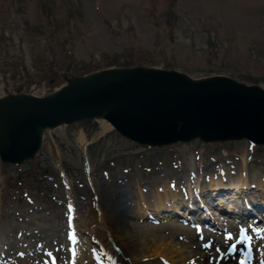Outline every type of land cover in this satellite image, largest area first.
<instances>
[{"label":"rangeland","instance_id":"obj_1","mask_svg":"<svg viewBox=\"0 0 264 264\" xmlns=\"http://www.w3.org/2000/svg\"><path fill=\"white\" fill-rule=\"evenodd\" d=\"M43 2L51 3L53 12L65 14L70 4V0H0V99L17 94L42 98L64 84L67 69L80 65L102 69L110 58L135 63L145 59L143 65L161 69L170 63L195 80L222 73L248 82L256 80L264 87V0H73L79 13L71 32L64 28V34L52 41L37 36L26 22L37 23ZM170 9L175 14L174 43L169 41L168 31H159L155 25L159 21L170 26L173 18L166 16ZM4 35L11 41L2 39ZM70 50L75 63L68 57ZM53 56L63 73L60 80H51ZM100 133L99 128L95 137ZM81 134L86 143L90 141L82 125L62 126L46 133L35 158L11 167H3L0 161V248L24 264H35L32 258L43 259L47 251L60 248V259H64L70 202L76 204L85 250L94 247L96 241L99 247L111 250L110 235L101 228L100 207L116 212L119 206L114 198L120 196L136 224L139 217L130 212L134 183L141 179L147 186L167 175L176 179L179 173L174 164L177 167L181 163L180 169L193 164L205 175L216 170L224 180L218 164L227 165L230 173L226 175L230 177L245 153L249 182L255 187L258 179H264V151L255 157V148L247 141L215 145L194 142L150 150L109 130L97 147L85 153L79 143ZM21 174L30 176L33 183L29 189L9 185ZM182 177L186 181V175ZM36 185L41 188L36 189ZM107 220L112 223L114 217ZM164 225L142 232L141 238H154L156 241L150 243L164 248L178 246L182 252L173 253L177 264H237V260H220L228 246L223 235H198L190 228L184 231ZM233 230L236 225L231 223L229 235ZM155 234L159 238L153 237ZM168 239L176 243L164 245ZM29 250L35 254L26 255ZM141 251L126 254L134 255L131 257L137 259L136 264H165L158 257L142 258L153 255L152 248L142 246ZM20 252L24 258L18 256ZM119 258L122 264H131L128 256L119 253ZM256 259L264 261V250Z\"/></svg>","mask_w":264,"mask_h":264},{"label":"water","instance_id":"obj_2","mask_svg":"<svg viewBox=\"0 0 264 264\" xmlns=\"http://www.w3.org/2000/svg\"><path fill=\"white\" fill-rule=\"evenodd\" d=\"M88 117L110 120L124 135L151 145L250 138L264 143V92L225 79L194 83L143 69L106 72L44 100L0 102V153L21 162L39 148L46 127Z\"/></svg>","mask_w":264,"mask_h":264},{"label":"bare ground","instance_id":"obj_3","mask_svg":"<svg viewBox=\"0 0 264 264\" xmlns=\"http://www.w3.org/2000/svg\"><path fill=\"white\" fill-rule=\"evenodd\" d=\"M100 126H101L102 133H106L111 128V126L107 124L106 122H101ZM79 143L81 144V147L83 149L86 143V139L83 134L80 135ZM242 165L243 166L239 170L237 177L231 181V183L234 184L231 190L234 191L235 193H242L243 195H245L246 198L250 197L249 203L253 202L254 204H259V205L262 204V206H264V183L261 181H258L256 184H257V187L261 189L260 193H258L259 195L257 196L252 195L250 188H249L250 182L247 176L248 167L245 161V156H243ZM189 174L194 175L192 179L195 181L198 187L199 183L203 181L202 174H200V172L198 173L196 170L195 171L190 170ZM190 180L191 178L188 177L189 182ZM209 181H210L209 190L210 192H212L213 198L216 199V200L213 199L216 201V203H213V202L212 203L217 206L218 205L222 206L223 203L227 201V199L225 200L222 198L218 199L216 198L215 194L216 192L220 193L222 192L221 190L224 191V189H227V188L224 186V184L219 179L215 178L214 175L211 176ZM171 183L172 182L169 180H163L158 183L154 181L149 186L148 185L143 186V184L140 183V181H138L136 183V189L134 190V193L131 194L132 205L130 207V212L131 213L134 212L136 216H139V218L143 220V219H146V215H147L146 213L149 210H152L157 213L160 210H162L161 212L163 211L175 212L176 210H179V207L182 205L181 197L179 194L172 191L170 187ZM237 187L238 188L240 187L238 192L235 190ZM203 192L204 193L207 192L205 190V187L203 189ZM147 194L151 195L152 201H149V199L147 198ZM205 199L207 200L208 198H205ZM237 200H235L236 203L240 204L241 200H238V202ZM114 203H116L119 206L116 212H110L107 208L106 210H103V209L100 210L101 211V221H102L101 228L104 231L109 233L111 244H117L121 248V252L125 255L126 253H128V251L135 253L137 249L139 250L140 253H142L143 252L141 251L142 246L150 247L152 248L153 255L142 256L143 259L154 257V260H156V258L158 257V258L167 259L168 262H172L173 264H176L175 259L169 254L167 248H164L161 245H152L150 243V242L154 243V241H152L154 238L148 241H146L145 238H141L142 232L146 233L150 231L151 229L150 225H147V224L141 225L139 223L134 224L133 222H131L130 215L128 214L129 208H127V205L123 203V199L120 196H116L114 198ZM170 203H172V205H170ZM195 208L196 206L192 205V208L190 209V211H192ZM228 211L230 210L228 209ZM213 215L216 217L217 215H220V214L213 213ZM112 216L114 217V222L110 223V220H109V223H108L107 217H112ZM163 217H166V216H163ZM161 221L164 222V220L162 219ZM165 221L169 223L168 226L173 225L175 228H177L178 226H181L180 224L175 222L176 220L174 221L172 219L171 220L167 219ZM153 237L159 238L158 236H156V234L153 235ZM154 240L156 241V239ZM174 251H176V249ZM130 256H134V255L130 254ZM131 262L134 264L135 262H137V259L132 258Z\"/></svg>","mask_w":264,"mask_h":264},{"label":"snow or ice","instance_id":"obj_4","mask_svg":"<svg viewBox=\"0 0 264 264\" xmlns=\"http://www.w3.org/2000/svg\"><path fill=\"white\" fill-rule=\"evenodd\" d=\"M242 235L244 236V238H245L246 240H249V241H250V237L247 236V231H246V230H242ZM229 239H232V237L229 236ZM242 242H243V241H242Z\"/></svg>","mask_w":264,"mask_h":264},{"label":"trees","instance_id":"obj_5","mask_svg":"<svg viewBox=\"0 0 264 264\" xmlns=\"http://www.w3.org/2000/svg\"><path fill=\"white\" fill-rule=\"evenodd\" d=\"M128 64H131L130 62ZM255 81V80H254Z\"/></svg>","mask_w":264,"mask_h":264}]
</instances>
